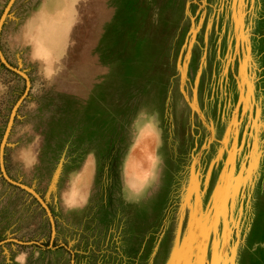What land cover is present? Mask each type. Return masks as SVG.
I'll return each instance as SVG.
<instances>
[{
  "label": "rangeland",
  "instance_id": "374dc122",
  "mask_svg": "<svg viewBox=\"0 0 264 264\" xmlns=\"http://www.w3.org/2000/svg\"><path fill=\"white\" fill-rule=\"evenodd\" d=\"M0 52V264H264V0H0Z\"/></svg>",
  "mask_w": 264,
  "mask_h": 264
},
{
  "label": "water",
  "instance_id": "95a60500",
  "mask_svg": "<svg viewBox=\"0 0 264 264\" xmlns=\"http://www.w3.org/2000/svg\"><path fill=\"white\" fill-rule=\"evenodd\" d=\"M0 59H1V61H2V62H3L8 68L12 69V70L15 71L16 73H19V74L23 75V76L27 79V76H26L23 72H21L20 70H18V69H16V68H13L12 66H10V65L5 61V59L3 58L1 52H0ZM0 168H1V170H2L3 176L5 177V179H6L8 182H10V183H12V184H14V185L20 186V187H24V188L26 187V186H24L23 184H20V183H18V182H16V181L10 179V178L6 175V173H5L4 170H3L2 156H1V155H0ZM31 192H32L33 196L39 201V203H40V204L42 205V207L44 208V210H45V212H46V214H47V216H48L49 222H50L51 230H52V232H54V230H55V222H54V219H53V216H52V214H51V211H50L49 207L46 205V203L43 201V199H42V198H41V197H40L35 191L31 190Z\"/></svg>",
  "mask_w": 264,
  "mask_h": 264
}]
</instances>
